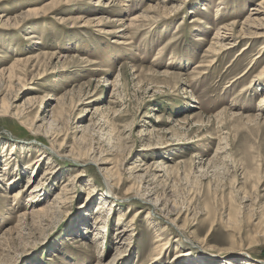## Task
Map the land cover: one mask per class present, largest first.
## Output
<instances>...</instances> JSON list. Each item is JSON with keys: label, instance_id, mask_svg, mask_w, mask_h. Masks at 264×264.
I'll list each match as a JSON object with an SVG mask.
<instances>
[{"label": "rangeland", "instance_id": "obj_1", "mask_svg": "<svg viewBox=\"0 0 264 264\" xmlns=\"http://www.w3.org/2000/svg\"><path fill=\"white\" fill-rule=\"evenodd\" d=\"M263 34L264 0H0V264H264Z\"/></svg>", "mask_w": 264, "mask_h": 264}, {"label": "bare ground", "instance_id": "obj_2", "mask_svg": "<svg viewBox=\"0 0 264 264\" xmlns=\"http://www.w3.org/2000/svg\"><path fill=\"white\" fill-rule=\"evenodd\" d=\"M259 5V4H258ZM260 8V7H259ZM174 9V8H173ZM220 8H218V10H219ZM253 10H255V11H253L254 12V14H258L259 12H263L262 10H259V9H253ZM220 11V10H219ZM137 17H139V16H134V17H130L128 20V22H129V24H128V26L127 27H130L129 25H134V22H136V20H137ZM113 19H115V18H113ZM248 19H250V17H248ZM157 20V19H156ZM113 21V20H112ZM126 27V26H125ZM128 29V28H127ZM124 30V29H123ZM225 30H229V29H227V28H225ZM223 31L222 33H218L217 34V37L219 38V39H221V40H226V39H230L229 37H230V35H227V34H225L227 31ZM122 32V31H121ZM133 33V32H132ZM123 34V33H122ZM131 35V34H130ZM263 36H264V34H263ZM216 38V37H215ZM220 41V40H219ZM219 41H217V43L219 42ZM225 45H221V49L222 50H224L225 48ZM262 48H264V46H262ZM220 49V50H221ZM210 50V49H209ZM218 55V54H217ZM204 62V61H203ZM252 62V61H251ZM205 65V64H204ZM251 65H253V63L252 64H250V66ZM198 66V65H197ZM252 69V68H251ZM264 69V68H263ZM207 71V70H206ZM262 74H264V70H261L260 71V75H262ZM166 75V74H165ZM168 75V74H167ZM258 75V74H257ZM1 76L3 77L4 76V70L3 69H0V79H3V78H1ZM260 77V76H259ZM238 78V77H237ZM247 84V83H246ZM225 88V87H224ZM256 90V89H255ZM262 104H264V96L262 95L261 96V98H260V100H259V102H258V106H259V108L262 106ZM51 123V122H50ZM49 123V124H50ZM36 132V131H35ZM37 133V132H36ZM47 150L48 151H50V153H52L54 156H57V157H62L61 155H60V153H59V151L58 150H56V149H54L52 146H49V147H47ZM92 161V160H91ZM52 167V166H51ZM7 168H9V166L7 167ZM108 169V168H107ZM5 173H6V171H5ZM156 173V172H155ZM46 174H48V170H46V172H45V175ZM150 176H152V175H150ZM6 177V176H5ZM107 180V179H106ZM45 181H46V179H45ZM45 181H42V182H40L38 185H36V187L35 188H32V189H29V188H31V185L33 184V181H31V179H30V177L29 178H27V184L26 185H28V187H27V191L28 192H30L29 193V195L31 196L30 197V200L31 199H33L34 197H35V195L36 194H38L40 191H42V190H44V187H45ZM66 184V183H65ZM65 184L61 187V190H60V192H58V194L56 195V198L54 199V204L56 203H60L61 202V200H62V197H61V195L60 194H62L63 193V191L66 189V187H65ZM106 184H108V187L110 188V190H111V185H109V183L106 181ZM89 190H88V196L90 195V194H92L95 190H94V188H88ZM26 191V192H27ZM13 194L12 195H9V197L10 198H12V199H17V198H19L21 195H22V189H20V188H18L17 190H15V191H13L12 192ZM141 194V193H140ZM149 195H151L150 193H147L146 191L144 192L143 191V193L141 194V197L140 198H142L141 200H146L147 198H145V197H148ZM63 197H65V196H63ZM109 197H112V196H110V194L109 193H107L106 192V198H109ZM40 198V197H39ZM64 200V199H63ZM106 201H108V200H106ZM105 201V202H106ZM111 202H113V201H111ZM56 207V206H55ZM44 208V207H43ZM109 210H111V204H108V207H107ZM10 210V209H9ZM42 211H44V209H42V208H38L37 210H32L31 209V214H36V213H38V214H40V212H42ZM107 212V211H106ZM109 212V211H108ZM26 215L27 214H22L21 215V217L22 218H24V217H26ZM42 216V215H41ZM135 217V216H134ZM95 223H99V222H95ZM125 229H123L122 231H120V232H123ZM127 230V229H126ZM10 231H11V229H10ZM9 236V235H8ZM1 241V240H0Z\"/></svg>", "mask_w": 264, "mask_h": 264}]
</instances>
